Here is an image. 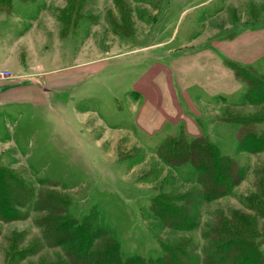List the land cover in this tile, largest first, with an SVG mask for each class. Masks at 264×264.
Instances as JSON below:
<instances>
[{
    "label": "rangeland",
    "instance_id": "1",
    "mask_svg": "<svg viewBox=\"0 0 264 264\" xmlns=\"http://www.w3.org/2000/svg\"><path fill=\"white\" fill-rule=\"evenodd\" d=\"M263 28L264 0H0V38L5 44L15 35L16 41L25 40L17 50L22 48L20 60L23 65L27 61L26 68L31 67L28 54L41 51L46 40L47 58L101 59L100 66H113L95 75L105 78L101 85L85 81L81 97L71 94L70 108L57 95L49 107L0 109V264H69L62 246L49 247L44 237L48 221L58 219L48 203L67 210L78 222L94 217L96 226L107 230L126 256L156 259L163 255L161 245L187 242L196 264H203L215 223L229 222L237 213L239 222L252 221L251 204L262 190L264 150L242 152L239 126L219 120L261 116L264 105L241 100L243 91L225 100L194 92L201 99L198 107L182 104L200 123L201 133L241 170L230 195L205 202L196 198L201 191L196 171L188 165L171 168L158 155L164 139L184 127L166 124L156 133L138 129L134 112L140 95L123 83L136 79L150 57L167 61L168 49L181 47L184 53L215 48L220 39ZM66 37L73 43L62 50L56 41ZM168 41L167 47L122 58L140 45ZM252 67L264 74V59ZM0 71L5 72L0 82L24 80ZM88 71L85 68L83 75H90ZM111 82L114 85H108ZM62 108L69 111L62 114ZM184 194L196 198L191 213L197 226L191 231L170 229L150 213L158 195ZM256 228L264 236V219L257 217ZM260 250L264 254V243Z\"/></svg>",
    "mask_w": 264,
    "mask_h": 264
},
{
    "label": "trees",
    "instance_id": "2",
    "mask_svg": "<svg viewBox=\"0 0 264 264\" xmlns=\"http://www.w3.org/2000/svg\"><path fill=\"white\" fill-rule=\"evenodd\" d=\"M235 77L243 83L241 100L252 106L264 105V74L258 75L253 67H242L227 62ZM254 74V76H253ZM225 100L226 98H219ZM224 123L239 126L238 149L250 154L264 150V114L252 117L221 118ZM258 129V130H257ZM159 158L169 167L188 165L198 174L200 193L196 195L205 202H212L231 194L241 180V170L235 160L222 155L218 147L202 133L191 138L180 129L177 135L167 136L158 147ZM261 189L254 195L251 204L255 217L252 221L241 219L234 214L231 221H218L209 234L211 245L204 249L203 264H264V254L260 247L264 243L263 234L256 228L257 217L264 219V178ZM260 197L257 200V197ZM194 194L181 196L158 195L149 209L162 224L176 231H191L197 226L191 213L195 204ZM50 199H48L49 201ZM192 204V205H191ZM3 207V206H2ZM47 207V206H46ZM55 203H48V210L58 219L48 221V231L44 235L49 247L62 246L69 264H196L197 259L187 249L188 243L176 246L161 245L163 255L148 258L126 256L120 244L107 231L96 226L94 217L88 215L81 222L69 217L67 210H60ZM2 208L0 216L2 217ZM63 214H66L63 216ZM238 217V218H237ZM246 223V225H245ZM51 242H54L51 244Z\"/></svg>",
    "mask_w": 264,
    "mask_h": 264
},
{
    "label": "crops",
    "instance_id": "3",
    "mask_svg": "<svg viewBox=\"0 0 264 264\" xmlns=\"http://www.w3.org/2000/svg\"><path fill=\"white\" fill-rule=\"evenodd\" d=\"M16 38V35L10 37L7 44L0 38V69L8 70L24 80L0 82V109L49 107L56 101L57 95L61 97L60 103L70 108L71 103H74L69 99L71 94L75 98L81 97L85 81H91L94 86L101 85L105 78L97 79L95 75L113 68L107 67L109 64L100 66L101 59L85 62L83 58L75 57L72 61L64 62L58 57L47 58L48 40L41 43L43 49L37 54L28 52L27 59L30 60L31 67L26 68L27 61L23 65L20 60L22 48L17 50L26 42H18ZM220 40L215 48L203 47L184 53L181 52V47L168 49L167 61H160L152 56L149 58L152 60L148 63L149 66L136 79L123 83L125 87L131 84L132 91L140 95L138 108L134 112L138 129L156 133L166 124H181L188 137L195 138L201 133V125L185 113L186 107L182 105L185 102L193 108L198 107L201 99L196 94L193 96L194 92L209 98L240 95L243 83L235 77L227 62L252 67L264 59V28L244 30L232 38ZM72 43L69 37L56 41V45L62 50ZM169 44L168 41L151 46L140 45L137 49L124 53L122 58L153 52ZM50 64L52 67L48 68ZM85 68L90 75H83ZM110 84L114 85L112 82L108 83ZM192 99H195L194 102ZM68 108L64 111L62 108L61 113H67ZM196 125L200 126L197 134Z\"/></svg>",
    "mask_w": 264,
    "mask_h": 264
},
{
    "label": "built area",
    "instance_id": "4",
    "mask_svg": "<svg viewBox=\"0 0 264 264\" xmlns=\"http://www.w3.org/2000/svg\"><path fill=\"white\" fill-rule=\"evenodd\" d=\"M5 72L0 71V77H4Z\"/></svg>",
    "mask_w": 264,
    "mask_h": 264
}]
</instances>
